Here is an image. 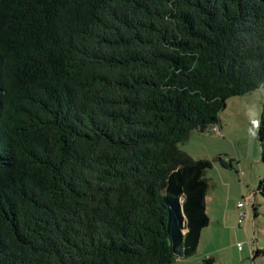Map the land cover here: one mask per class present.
Masks as SVG:
<instances>
[{"label":"trees","instance_id":"obj_1","mask_svg":"<svg viewBox=\"0 0 264 264\" xmlns=\"http://www.w3.org/2000/svg\"><path fill=\"white\" fill-rule=\"evenodd\" d=\"M260 87L264 0H0V264L193 255L235 167L178 143Z\"/></svg>","mask_w":264,"mask_h":264},{"label":"rangeland","instance_id":"obj_2","mask_svg":"<svg viewBox=\"0 0 264 264\" xmlns=\"http://www.w3.org/2000/svg\"><path fill=\"white\" fill-rule=\"evenodd\" d=\"M263 101L264 87H260L249 94L228 98L220 111L219 120L225 129L224 134L227 132L228 138L236 145L231 149L228 142H223L229 146L231 156L240 159V162L234 159V169L214 162L207 170L210 180L216 183L208 190L206 199L209 223L201 231L196 252L187 258L177 259L179 261L174 264H204L203 260L208 257L213 259L211 264H264V255L252 258L256 249L264 247V197L257 191L259 180L264 177V164L260 161L261 145L257 137ZM192 134L178 146L199 156L211 144L199 140L200 135L223 139L218 130L204 134L192 131ZM218 153L210 155V159ZM239 201L242 207L236 206ZM240 212L245 215L242 222H238Z\"/></svg>","mask_w":264,"mask_h":264},{"label":"crops","instance_id":"obj_3","mask_svg":"<svg viewBox=\"0 0 264 264\" xmlns=\"http://www.w3.org/2000/svg\"><path fill=\"white\" fill-rule=\"evenodd\" d=\"M216 129L221 133V136H222V138L223 139H221V138H219V137H215L214 135H211V136H201L200 135V139L199 140H201V141H208L209 143H211V144H209L210 146H208L207 148H206V150H205V152L204 153H202L200 156L199 155H193V151H188V149H184V151L186 152V153H188L190 156H192L194 159H210L212 156H210V155H215L216 154V152H219L218 153V155H222L226 160L228 159H232V160H234V159H236L237 160V162L239 163L240 162V159H238V158H234L235 156H231V154L230 153H232L231 151H229V146L228 145H226V143L228 142L229 144H230V148L231 149H233L234 148V146L236 145L235 143H233V142H231L232 140H231V138L229 139L228 137H230L229 135H228V133L227 132H225L226 134H224V131H225V129H224V127L222 126V123L219 121V123L216 125ZM217 130H216V132H217ZM216 132H214V133H216ZM223 132V133H222ZM206 133H209V132H206ZM204 134V133H203ZM190 135H193L192 134V132L190 133ZM219 136V135H218ZM190 137V136H189ZM223 141H226V143H224ZM205 145V144H204ZM225 145L227 146V147H225ZM232 145H233V147H232ZM212 151H213V154H212ZM205 154V155H204ZM213 164H215V163H213ZM240 166V164L237 166V167H239ZM215 167V166H214ZM241 170H238V172H240ZM248 173V171L246 172V174ZM244 175V174H243ZM248 175V174H247ZM238 176H239V174H238ZM249 178H250V176H248ZM203 178H204V180L208 183V188H207V190H206V199H207V194H208V190L213 186V188L216 186V183L215 182H213V180L211 179L210 180V178L208 177V171H206L204 174H203ZM239 178H241V177H239ZM262 179V178H261ZM260 179V180H261ZM259 180V181H260ZM222 184H224V183H222ZM259 184V183H258ZM255 204V203H254ZM253 206V204L251 203V207ZM206 207H207V205H206ZM206 211H207V208H206ZM208 214V213H207ZM200 244V243H199ZM179 260H177L176 262H178Z\"/></svg>","mask_w":264,"mask_h":264},{"label":"built area","instance_id":"obj_4","mask_svg":"<svg viewBox=\"0 0 264 264\" xmlns=\"http://www.w3.org/2000/svg\"><path fill=\"white\" fill-rule=\"evenodd\" d=\"M216 130H217V129L214 128V132H216ZM245 203H246V202H245ZM236 206H237V207H242L243 204L241 203V201H239L238 203H236ZM243 218H245V215H244L243 212H240V213H239L238 222H239V221L242 222V221H243ZM238 246L241 247V245H240L239 243H238ZM239 247H238V248H239Z\"/></svg>","mask_w":264,"mask_h":264}]
</instances>
